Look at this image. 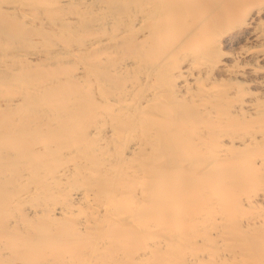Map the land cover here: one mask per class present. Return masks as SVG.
<instances>
[{
	"label": "bare ground",
	"instance_id": "bare-ground-1",
	"mask_svg": "<svg viewBox=\"0 0 264 264\" xmlns=\"http://www.w3.org/2000/svg\"><path fill=\"white\" fill-rule=\"evenodd\" d=\"M0 264H264V0H0Z\"/></svg>",
	"mask_w": 264,
	"mask_h": 264
}]
</instances>
